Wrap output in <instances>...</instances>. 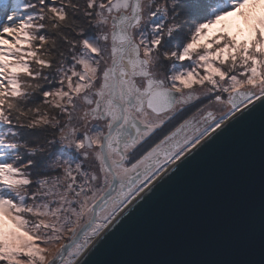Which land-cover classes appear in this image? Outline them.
I'll return each mask as SVG.
<instances>
[{
  "label": "snow or ice",
  "instance_id": "obj_1",
  "mask_svg": "<svg viewBox=\"0 0 264 264\" xmlns=\"http://www.w3.org/2000/svg\"><path fill=\"white\" fill-rule=\"evenodd\" d=\"M257 107L264 0H0V264H78Z\"/></svg>",
  "mask_w": 264,
  "mask_h": 264
},
{
  "label": "water",
  "instance_id": "obj_2",
  "mask_svg": "<svg viewBox=\"0 0 264 264\" xmlns=\"http://www.w3.org/2000/svg\"><path fill=\"white\" fill-rule=\"evenodd\" d=\"M78 264H264V117L180 162Z\"/></svg>",
  "mask_w": 264,
  "mask_h": 264
},
{
  "label": "bare ground",
  "instance_id": "obj_3",
  "mask_svg": "<svg viewBox=\"0 0 264 264\" xmlns=\"http://www.w3.org/2000/svg\"><path fill=\"white\" fill-rule=\"evenodd\" d=\"M135 203V202H134ZM111 228V227H110ZM109 228V229H110ZM107 229L104 233L101 234L100 237H98L93 243L89 246V248L85 249V251L81 254L80 257H78V263L85 257V255L95 246V244L103 237V235L109 230Z\"/></svg>",
  "mask_w": 264,
  "mask_h": 264
}]
</instances>
